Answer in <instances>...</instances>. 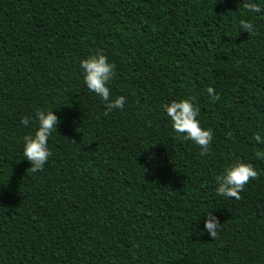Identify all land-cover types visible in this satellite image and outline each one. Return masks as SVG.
<instances>
[{"label": "trees", "instance_id": "trees-1", "mask_svg": "<svg viewBox=\"0 0 264 264\" xmlns=\"http://www.w3.org/2000/svg\"><path fill=\"white\" fill-rule=\"evenodd\" d=\"M255 2L249 16L242 0H0V264H264ZM97 52L115 65L112 96L126 97L108 115L79 69ZM189 97L213 132L203 155L161 108ZM36 109L60 122L33 173L22 137L34 121L20 120ZM237 160L257 177L239 199L217 195L216 176ZM208 211L215 239L203 231Z\"/></svg>", "mask_w": 264, "mask_h": 264}, {"label": "clouds", "instance_id": "clouds-1", "mask_svg": "<svg viewBox=\"0 0 264 264\" xmlns=\"http://www.w3.org/2000/svg\"><path fill=\"white\" fill-rule=\"evenodd\" d=\"M242 7L247 15L260 13L261 7L255 0H242ZM239 27L243 32L254 31V25L248 19H240ZM79 69L83 83L89 92L95 94L104 102L105 112L108 115L114 110H123L126 104V97L111 94V82L115 75V65L109 61L102 52H97L79 61ZM208 95L213 99H218L214 90L209 87ZM163 112L169 119L170 125L178 137L185 141H191L201 149V154H205L213 138L210 128H203L197 119L200 109L194 103L193 98L174 99L171 102L161 105ZM30 121H34V130L22 137V155L30 162L33 173L42 170L49 157L52 155L48 142L54 132H57V125L60 120L54 114L53 109H36L32 116L23 117L20 124L28 127ZM256 141L261 137L257 135ZM260 157L261 153L256 154ZM257 177V171L250 163L237 160L226 166L222 173L216 176L215 192L225 198L239 199V192L250 179ZM203 217V231L215 239L221 226L217 218L211 211L200 216Z\"/></svg>", "mask_w": 264, "mask_h": 264}]
</instances>
